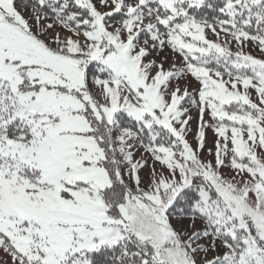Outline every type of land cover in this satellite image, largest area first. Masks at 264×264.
Segmentation results:
<instances>
[{"label": "snow or ice", "instance_id": "6c2138e0", "mask_svg": "<svg viewBox=\"0 0 264 264\" xmlns=\"http://www.w3.org/2000/svg\"><path fill=\"white\" fill-rule=\"evenodd\" d=\"M0 264H264V0H0Z\"/></svg>", "mask_w": 264, "mask_h": 264}]
</instances>
